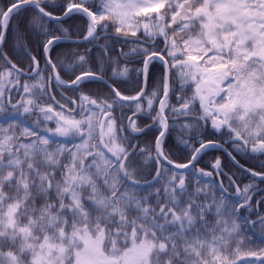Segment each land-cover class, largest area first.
I'll use <instances>...</instances> for the list:
<instances>
[{
  "label": "snow or ice",
  "instance_id": "6c2138e0",
  "mask_svg": "<svg viewBox=\"0 0 264 264\" xmlns=\"http://www.w3.org/2000/svg\"><path fill=\"white\" fill-rule=\"evenodd\" d=\"M261 185L264 0L0 5V264H264Z\"/></svg>",
  "mask_w": 264,
  "mask_h": 264
},
{
  "label": "trees",
  "instance_id": "16d2710c",
  "mask_svg": "<svg viewBox=\"0 0 264 264\" xmlns=\"http://www.w3.org/2000/svg\"><path fill=\"white\" fill-rule=\"evenodd\" d=\"M57 2V6H58V0H56ZM4 3V0H0V5H2ZM80 17H77L75 15L73 16H70V17H66L64 18L65 20V23L63 25V27H68L70 24H77L80 22ZM55 35H61V33L59 31H56L54 33ZM71 39L72 40H75V39H78L77 36H71ZM32 40L33 42L35 41V35H32ZM25 43H27V41H25ZM101 43H103V41H101ZM32 45H29V47H31ZM75 45L74 44H71L69 40H60L55 48V51H54V55L56 52H65V53H69V50L70 49H75ZM88 47H90L89 45H87V43L85 42L84 43V46L83 47H80L78 50L80 52H84L88 49ZM130 47V46H129ZM121 50V43L120 42H116L115 43V46H114V51L115 52H118ZM124 50L126 51L127 48H124ZM95 55V53H94ZM57 59H63L64 61V64L67 66L68 64L71 63V57H70V54L68 56V58H64V57H57ZM15 62V61H14ZM25 65H27V61H25ZM160 66L154 64V68L153 69H156V68H159ZM80 69H76V72L77 74L79 73ZM70 72H71V69L69 68H65V70L61 71V77L62 79H64L65 81H67L69 79V75H70ZM105 80L107 79V77L104 78ZM123 79V78H122ZM110 83V81H109ZM84 84L87 86L86 87V91L87 92H91V93H96V92H101L102 94H106L108 92V87L105 85L104 83V80H91V81H84ZM63 92V95L64 96H72L73 93L72 91L69 89L67 91H64L63 89L59 88V87H54V91L52 92V95H55L57 97V99H61V93ZM55 106V105H54ZM57 107V106H55ZM58 108V107H57ZM33 120L35 119V117L32 118ZM30 123V121H28ZM42 127V125H41ZM146 143V141H144ZM141 146H143V143L141 144ZM214 151H211V150H207L206 152L202 153L201 154V158H200V161L201 163L203 164H206L208 160H210L214 154H213ZM176 155L179 156L180 154L175 151ZM242 164L245 165V167H253V170H256V171H259L260 169L258 167H254V165H257L259 163V161L257 160H249L248 158V161L247 162H244L242 161L240 158H237ZM179 162H186L185 160L183 159H180ZM230 165V164H229ZM231 166V165H230ZM227 171V169H226ZM150 178V177H149ZM260 187H262L264 189V185H261ZM264 194V192H261ZM249 235L253 236V238L255 239V241L257 243L260 242V235H259V230L257 229L255 232H250Z\"/></svg>",
  "mask_w": 264,
  "mask_h": 264
},
{
  "label": "flooded vegetation",
  "instance_id": "af4514ba",
  "mask_svg": "<svg viewBox=\"0 0 264 264\" xmlns=\"http://www.w3.org/2000/svg\"><path fill=\"white\" fill-rule=\"evenodd\" d=\"M154 64L160 66L159 61H155ZM160 67H161V66H160ZM160 67H159V68H156V69H153V72H154L155 75H159V69H160ZM18 98H19V97H17V99H18ZM172 102L175 103V98H173V101H172ZM57 107H58V106H57ZM128 114L130 115L131 113H128ZM147 122H148V121H147V118H145V119H144V123H147ZM49 126H50V127H53V128L55 127L54 123H51V122L49 123ZM143 126H144V124L141 123V127H143ZM209 131H210V129H209ZM155 132H156V129H155V128H152V129L149 131V136H151V134H152V133H155ZM57 139H58V138H57ZM167 140H168V144H169V146L172 147L174 151H177L180 155H181L182 152L186 151V149H184L183 146H182L180 143H178L176 133H173L171 136H169V137L167 138ZM132 143L135 144V143H137V141H136V140H133ZM229 150H230V149H229ZM211 151H214V152H213L214 156H213L210 160H208L206 164H203V163L199 162V165H198L199 167H203V168H205L206 171H212V169H211V163L214 162V160H215L217 157H220V158H221V160H222V165H227V166H230V165H231L232 162H231V160H229V159L227 158L226 153H223L221 150H211ZM180 155H179V156H180ZM234 155H236L237 158H240V159H241L242 161H244V162H247V161H248V159H247L246 156H242V155H240V154H236V153H234ZM179 156H178V157H179ZM177 162H179V160H178ZM240 163H241V162H240ZM229 164H230V165H229ZM241 164H242V163H241ZM226 169H227V171H228V167H225V168H224V171H226ZM149 179H151V177H150ZM225 183H227V181H225ZM247 183H249V180H248V179H243V182L240 184V186L243 187V185H244V184H247ZM261 188H262V187H261ZM262 189H263V188H262ZM233 192H234V187H233ZM261 195H264V194L261 193V192H258L255 198H256V199H259Z\"/></svg>",
  "mask_w": 264,
  "mask_h": 264
},
{
  "label": "rangeland",
  "instance_id": "374dc122",
  "mask_svg": "<svg viewBox=\"0 0 264 264\" xmlns=\"http://www.w3.org/2000/svg\"><path fill=\"white\" fill-rule=\"evenodd\" d=\"M52 139H53V138H52ZM53 140H54V141H61L60 138H58V139H53Z\"/></svg>",
  "mask_w": 264,
  "mask_h": 264
},
{
  "label": "water",
  "instance_id": "95a60500",
  "mask_svg": "<svg viewBox=\"0 0 264 264\" xmlns=\"http://www.w3.org/2000/svg\"><path fill=\"white\" fill-rule=\"evenodd\" d=\"M234 190H235V188H234Z\"/></svg>",
  "mask_w": 264,
  "mask_h": 264
}]
</instances>
